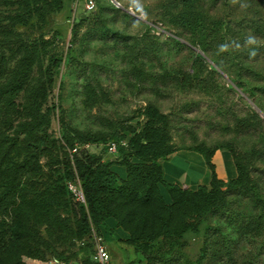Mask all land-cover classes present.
Returning <instances> with one entry per match:
<instances>
[{"label": "rangeland", "instance_id": "obj_1", "mask_svg": "<svg viewBox=\"0 0 264 264\" xmlns=\"http://www.w3.org/2000/svg\"><path fill=\"white\" fill-rule=\"evenodd\" d=\"M21 1L0 0V83L7 81L21 57L31 50L27 86L14 101H24L33 83L52 74L46 105L54 106L48 128L53 137L64 131L73 136L74 130L83 135H102L104 139L93 142L75 139L76 145L103 161L116 163L124 154L105 149L110 135L128 139L131 134L126 126L140 129L146 120L147 105H153L168 117L174 151L193 149L200 143L235 150L244 155L250 175L258 183L257 192L264 198V124L256 127L260 134L237 125L255 109L253 104L264 112V95L248 99L232 81L239 67L231 61L230 46L219 45L212 55H202L200 62L195 47L180 39L179 43L175 41L174 33L180 28L169 18L161 20V8L167 0H117L121 7L102 10L97 0H92V9L86 8V0H39L38 11L26 22L12 23L9 16L20 9ZM196 6L210 19L222 22V35L227 42L264 41V32L256 28H264V0H196ZM245 50L264 70V52L249 53L247 44ZM215 59L224 63L226 72L213 65ZM185 72L196 75V79L179 83L178 77ZM89 86L92 93L87 91ZM15 115L0 104V140L4 148L26 137L20 126L23 118ZM39 163L44 172L32 178L34 186H44L55 169L45 158ZM74 181L66 182L67 189ZM160 190L168 200L165 189ZM73 200L77 201L74 196ZM252 204L246 197L236 207L248 211ZM61 215L68 212L62 210ZM230 227L222 210L213 212L211 208L200 218L196 230L187 229L174 244L160 241L149 248L136 249L126 241L127 233L113 222L94 230L85 242L92 248L94 234L101 237L110 257L107 264H225L216 262L213 253L216 238L221 239L220 231L235 234ZM38 232L50 246H43L44 259L24 258L26 264L49 263L59 257L83 262L88 253L83 241L49 239L43 226L38 227ZM238 253L248 254L256 264H264V236L242 240Z\"/></svg>", "mask_w": 264, "mask_h": 264}, {"label": "trees", "instance_id": "obj_2", "mask_svg": "<svg viewBox=\"0 0 264 264\" xmlns=\"http://www.w3.org/2000/svg\"><path fill=\"white\" fill-rule=\"evenodd\" d=\"M38 2L22 0L20 9L9 19L12 23L26 22L28 16L38 11ZM97 4L100 10L106 7L115 9L116 6L113 2L105 5L99 0ZM166 18L180 28L174 33L175 41L179 43L180 39L197 48L196 58L200 62H203L202 55H212L219 45L230 46L233 50L231 61L239 67L232 81L248 99L264 95V70L257 65L256 58L245 54L246 44L249 53L252 50L264 52V41L227 42L222 35V22L210 19L198 9L196 0L165 1L161 20ZM256 28L264 32L261 26ZM32 56L31 50L23 55L7 81L0 83V104L23 118L20 126L26 136L20 143L12 142L6 148L0 140V264H26L24 258L44 259L43 246L50 245L48 239L39 235L40 226L49 239L83 241V248L88 253L80 263L98 264L92 260L94 247L91 248L85 238L108 222L124 230L126 241L136 249L149 248L160 241L179 242L187 229H197L200 218L211 208L213 212L222 210V216L235 233L220 231L221 239L216 238L213 253L216 262L256 264L248 254L238 253V244L242 240L264 236V198L257 192L258 183L250 175L244 155L227 148L236 174L223 180L217 177L211 161L217 148L200 143L193 149L203 156L210 169L208 186L199 185L193 189L166 182L159 160L174 152L168 117L157 107L147 105L146 120L140 129L127 125L131 134L128 139L114 134L108 139L124 140L125 144L117 147V152L119 150L124 155L116 163L103 161L76 145V141H99L104 139L102 135H83L74 130L73 136L64 131L59 137H53L48 132L54 108L46 105L52 74L33 83L24 101H14V97L26 89ZM212 63L226 72L222 61L215 59ZM196 77L185 72L177 81L185 84ZM87 91L92 93L90 86ZM255 106L262 111L260 106ZM258 112L256 108L251 109L250 115L241 118L237 125L248 130L253 128L260 134L256 127L264 124V119ZM12 154L16 157H11ZM41 158H45L50 167L55 165V169L44 186H34L32 178L44 172L39 163ZM69 180H75L74 184L81 188L83 202L73 200L74 195L67 189ZM161 187L165 189L168 200L161 194ZM246 197L251 199L252 208L248 211L238 209L236 205ZM62 210H66L68 215L62 216ZM58 259L68 260L66 257Z\"/></svg>", "mask_w": 264, "mask_h": 264}, {"label": "crops", "instance_id": "obj_3", "mask_svg": "<svg viewBox=\"0 0 264 264\" xmlns=\"http://www.w3.org/2000/svg\"><path fill=\"white\" fill-rule=\"evenodd\" d=\"M214 171L218 178L226 180L236 174L231 154L225 148L216 149L211 157ZM164 180L177 183L182 187L197 188L199 185L208 186L210 169L203 156L194 149L180 148L169 156L160 159ZM34 264H49L36 262Z\"/></svg>", "mask_w": 264, "mask_h": 264}, {"label": "built area", "instance_id": "obj_4", "mask_svg": "<svg viewBox=\"0 0 264 264\" xmlns=\"http://www.w3.org/2000/svg\"><path fill=\"white\" fill-rule=\"evenodd\" d=\"M86 8L92 9L94 7V3L92 0H86ZM119 144H125L124 140H121L119 142H116L114 140H109L105 144V149L109 153H114L117 151V147ZM76 150V148H73V151ZM69 190L74 195L75 199L79 202L84 201V196L81 191V188L77 184H69L68 185ZM94 251L92 254V260L95 261L98 264H107L110 260L109 253L107 250L106 244L103 242L102 238L99 236H96L94 234ZM49 264H81L80 262H71L69 260H63L58 258H52L49 261Z\"/></svg>", "mask_w": 264, "mask_h": 264}, {"label": "water", "instance_id": "obj_5", "mask_svg": "<svg viewBox=\"0 0 264 264\" xmlns=\"http://www.w3.org/2000/svg\"><path fill=\"white\" fill-rule=\"evenodd\" d=\"M117 7H121V5L116 1V0H111ZM123 8V7H122ZM123 9H125V8H123ZM197 51H198V49L197 48H195ZM208 59V58H207ZM253 106L259 111V113L261 114V115H264V112H262L261 110H259L254 104H253Z\"/></svg>", "mask_w": 264, "mask_h": 264}]
</instances>
